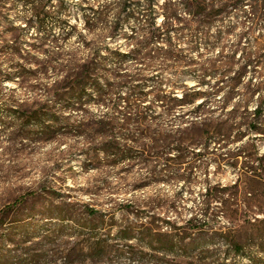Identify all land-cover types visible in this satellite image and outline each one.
Instances as JSON below:
<instances>
[{
	"label": "rangeland",
	"instance_id": "374dc122",
	"mask_svg": "<svg viewBox=\"0 0 264 264\" xmlns=\"http://www.w3.org/2000/svg\"><path fill=\"white\" fill-rule=\"evenodd\" d=\"M64 1L71 23L92 39L85 28L81 0ZM91 1L99 4L108 0ZM155 1L159 24L176 9L185 23L197 25L185 12L184 0ZM208 1L215 2L216 7L226 2ZM51 2L54 9L57 0ZM243 3L250 17L242 9L230 7L229 15H221L212 23L213 36L219 29L233 30L221 44H203L192 51L188 41H182L186 59L215 60L238 42L243 49L256 50L255 41L264 33V22L256 27L253 18L262 12L264 0ZM30 8L22 1L0 0V120L7 122L0 125V211L4 210L0 214V264H264V131H248L241 136L233 128L224 136L206 141V149L201 152L139 153L145 162L128 170L84 168L86 155L75 150L86 144L79 136L36 142L24 139L26 127L8 115V108L19 106L23 111L27 107L21 105L27 103L29 109H37L35 100L44 97L37 87L56 80L51 70L47 76L40 73L39 63L54 44H43L44 33L38 26L25 27ZM243 32L246 35L240 38ZM106 42L114 47L121 45V50L130 48L122 36ZM61 45L66 51H77L79 58L85 54L76 34ZM17 48L22 49L20 54H16ZM240 54L241 50L233 70L244 64ZM186 64L164 71L146 70L144 75L164 77L163 89L170 98L192 92L190 87L207 88L206 95L196 102L209 98L205 118L225 125L242 124L243 130L254 121L264 126V104L261 115L254 113L260 93L245 102L249 79L253 83L263 80L264 65L257 67L258 72L249 69L227 102V84L222 82L221 91L214 93L216 78L202 84ZM32 70L33 77H25ZM152 84L146 87V99L139 104L150 106L154 115L160 114L158 121L164 128L171 121L179 123L182 115L192 120V106L168 116L162 105L168 103L156 100ZM87 109L92 115L106 110L97 103ZM165 164L166 174L178 169L186 175L192 173L196 181H147L149 171H160ZM87 205L102 214L89 216ZM204 207L210 212L207 217L201 213ZM168 221L180 228L178 233L166 229L170 227ZM234 244H240L243 254L236 253Z\"/></svg>",
	"mask_w": 264,
	"mask_h": 264
},
{
	"label": "trees",
	"instance_id": "16d2710c",
	"mask_svg": "<svg viewBox=\"0 0 264 264\" xmlns=\"http://www.w3.org/2000/svg\"><path fill=\"white\" fill-rule=\"evenodd\" d=\"M18 1L31 7V17L26 20L25 27L38 26L44 33L41 37L43 44L47 41L54 44L53 50L46 54L47 58L39 63L40 73L47 76V72L51 70L56 76L53 84L37 87L42 91V97L44 96L35 100L37 109H29L27 103L21 105L27 107L23 111L19 106L8 108V115L16 117L26 127L24 139L36 142L62 136H79L86 144L75 150L86 155L84 168L128 170L134 164L145 162L138 157L139 153L152 152L160 155L170 150L201 152L206 149V141L224 136L233 128H237L241 136L248 131L249 134L263 133L264 126L259 122L254 121L247 126L249 128L243 130L242 124L225 125L223 121L205 118L203 115L208 112L206 107L209 98L196 102L206 95L207 88L202 90L190 87L192 92H186L181 98H170L163 89L164 77L144 75L146 70L164 71L186 62L190 68L189 73L198 74L202 84L209 81V78H216V87L212 86L214 93L221 91L222 82L227 84L230 89L226 96L228 102L236 94V86L242 82L249 69L258 72L257 67L264 65V33L256 38V50L243 49L241 42H238L227 54L220 52L218 59L205 62L186 59L185 50L180 44L187 40L192 51L203 44L209 47L221 44L224 36L233 30L219 29L213 36L212 23L221 15H229L230 7L243 10L244 0H225V4L218 7L215 2L208 0H184L182 3L185 12L190 15V21L197 24L195 26L185 23L182 13L176 9L159 24L157 17L160 12L155 0H108L99 4L81 0L85 28L92 36L90 40L85 32H78L76 25L71 23L64 0H57L54 9L51 0ZM261 10L253 18L256 27L264 22V4ZM243 11L250 17L246 10ZM73 34L77 35L84 49L82 58L77 56V51H66L61 45L62 41L71 38ZM245 35L246 32H243L240 38ZM118 36L125 38L129 50H121V45L114 47L106 42ZM8 47L14 50L11 45ZM21 50L17 48L16 54H20ZM239 50L244 64L238 70H233ZM131 64L135 65L133 69L129 67ZM24 70L29 71L26 67ZM232 71L234 75L231 76ZM34 73L32 70L25 77H33ZM249 82L245 102L251 101L258 91L260 100L254 113L259 116L262 113L261 104H264V79L253 83L250 78ZM151 83L154 85L156 100L168 103L162 104L168 116H173L177 109L192 106V120H185V116L179 114L183 120L177 124L171 121L164 128V123L158 121L160 114L154 115V111H149L152 109L150 106L139 104L146 99L145 89ZM173 100H177L178 104H169ZM92 103L102 104L106 110L92 115L87 109ZM2 123L7 122L0 120V125ZM182 179L190 184L196 181L192 173L186 175L178 169L166 174V164L164 169L151 170L147 175L149 182H178ZM206 189L207 192L210 191L209 186ZM51 196L54 194L51 193ZM201 211L205 217L210 213L207 207ZM3 213L4 210H1L0 214ZM87 214L95 216L102 212L95 206L87 205ZM112 214L115 215L116 212L113 211ZM168 223L170 227L167 226L166 229L178 233L180 228L171 221ZM234 248L237 254H243L240 244H234Z\"/></svg>",
	"mask_w": 264,
	"mask_h": 264
}]
</instances>
